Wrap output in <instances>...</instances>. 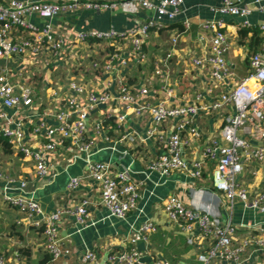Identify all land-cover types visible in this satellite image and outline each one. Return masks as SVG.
Returning <instances> with one entry per match:
<instances>
[{
	"label": "built area",
	"instance_id": "obj_1",
	"mask_svg": "<svg viewBox=\"0 0 264 264\" xmlns=\"http://www.w3.org/2000/svg\"><path fill=\"white\" fill-rule=\"evenodd\" d=\"M182 4L183 0H124L119 4L124 14L148 13L149 21L128 33L111 28L60 35L51 23L55 18L81 7L100 11L111 5L97 0H0V134L33 165L37 177L50 180L57 170L55 161L65 153L74 162L82 159L85 176L73 178L69 189H79L86 180L94 182L102 204L112 216L125 220L138 208V182L129 170H118L90 156L101 139L115 142L130 154L144 137L128 126L129 120L142 123L148 119L151 127L145 131L146 138L164 146L149 170L164 176L187 173L200 180L210 166L213 186L224 199L239 200L264 213V188L251 199L252 192L243 180L249 162H264V42L251 55L247 75L235 84L236 74L227 60L231 49L227 24L223 19L209 20L201 24L197 38L205 42L204 32L210 33V47L205 54L192 56L188 90H182L185 73L169 83L165 68L170 55L157 63L155 74L163 82V98L156 104L146 102L151 93L149 80L136 87L128 84V75L148 60L145 46L151 31L174 22ZM255 4L264 12V3ZM216 11L222 16L246 17L252 8L222 0ZM32 15L38 16L42 25L30 22ZM242 27L252 26L245 22ZM184 28L189 30L190 23L185 22ZM260 30L264 34V26ZM179 38L180 33L174 36V44ZM54 77H64L66 83L52 80ZM205 94L211 97L209 101ZM204 116L221 121L206 143L198 124ZM108 118H114L115 124L108 123ZM17 181L0 170V188L7 203L25 214L34 227L43 228L45 249L53 261L69 258L73 251L60 236V224L71 215L84 225L90 217L91 201L83 198L72 209H59L40 218L38 202L8 196ZM27 185L20 181L21 189ZM164 211L187 244L201 250L195 254V264H250L252 254L264 255L262 230L254 233L248 227L246 235L238 236L239 228L220 220L215 208H188L173 195L164 201ZM157 232L156 223L145 222L130 237L129 248L109 251L104 261L97 251L87 249L81 252L79 264H145L150 238ZM258 255L255 260L264 264ZM150 257V264H171L162 256ZM0 264L23 263L0 255Z\"/></svg>",
	"mask_w": 264,
	"mask_h": 264
},
{
	"label": "crops",
	"instance_id": "obj_2",
	"mask_svg": "<svg viewBox=\"0 0 264 264\" xmlns=\"http://www.w3.org/2000/svg\"><path fill=\"white\" fill-rule=\"evenodd\" d=\"M11 2L14 0H1ZM41 1V0H20ZM52 1V0H44ZM100 3L111 5L100 11L89 10L83 7L71 14H65L51 21L55 30L60 35H72L75 31H108L111 28L119 32H130L139 28L143 22L149 21L150 14L140 13L135 16L124 14L119 4L124 0H97ZM156 2L157 0H152ZM240 6L248 5L252 13L246 17L222 16L217 13L222 0H183L181 11L177 19L160 31H151L150 39L145 46L148 60L128 75V84L132 87L140 85L141 81L149 80L151 93L146 102L156 104L163 98V82L156 76L157 63L166 60L168 67L165 72L169 75V83L186 74V81H182V87L188 84L189 89L191 75V58L194 54H205L210 47V33L204 32L205 42L198 40L200 26L206 21L223 19L227 24L226 30L230 37L231 49L227 60L231 64L236 76L233 82L236 84L240 78L247 75L250 69L251 52L249 41L253 35L250 32L248 39L241 43L239 28L248 22L259 35L264 37L260 26H264V12L256 1L264 3V0H233ZM156 18L157 16L154 15ZM33 24L40 26L42 20L35 15L28 17ZM188 22L191 28L186 31L184 23ZM180 33L178 43L174 44L173 38ZM203 34V33H202ZM128 45H124V48ZM260 47V46H259ZM250 55V56H249ZM234 74V75H235ZM188 76V78H187ZM52 80L65 84L66 78L54 77ZM189 80V81H187ZM150 83V84H149ZM232 86V85H231ZM138 88V87H137ZM230 87L227 86L226 89ZM224 90V87L223 89ZM205 101L211 97L207 94ZM193 97V93L190 95ZM204 132L203 143L207 142L208 135L221 126V121H215L212 117H203L198 122ZM128 126L142 134L143 141L138 142L139 149L133 154H126L124 147L101 139L90 158L96 161L111 163L116 169H127L132 178L140 187V199L138 208L131 212L125 220H119L112 216L110 211L102 204L100 192L92 181H85L76 190L69 189V182L76 177L85 176V162L82 159L74 162L72 157L65 153L56 161V173L47 179L36 176L33 165L25 161L16 151L13 154H5L0 151V170L10 174L18 181L7 191L8 196H22L35 200L40 204V218H45L59 209H72L83 198L91 201L89 208L90 217L84 225L78 224L73 216H66L60 224V236L65 244L71 247L73 253L69 258L53 261L45 249V237L41 230L34 227L25 214L10 206L0 188V255L8 260H15L23 264H79L81 252L94 249L104 261L111 250L121 251L129 248V239L137 233L145 222L152 221L157 224L158 232L150 238V254L143 259L145 264L151 263L150 256H162L171 264L187 262L195 264V254L199 248H193L187 244L186 237L180 230L170 224L164 211V201L169 196H178L188 208L216 209L220 220L231 222L237 226L238 236L248 233L249 227L254 231L264 232V213L245 207L239 200L228 202L222 194L213 186L212 167L204 170L203 178L194 179L190 174L176 172L170 176H164L156 171L148 169L152 159L163 150V145L155 139H148L145 131L151 127L148 119L142 123L139 120H129ZM245 185L252 192L251 199L264 188V162L252 160L246 166L243 177ZM20 181H27V187L21 189ZM141 250L144 245L139 244ZM18 255V257H17ZM252 254L250 264H258ZM260 261L264 255H258Z\"/></svg>",
	"mask_w": 264,
	"mask_h": 264
},
{
	"label": "trees",
	"instance_id": "obj_3",
	"mask_svg": "<svg viewBox=\"0 0 264 264\" xmlns=\"http://www.w3.org/2000/svg\"><path fill=\"white\" fill-rule=\"evenodd\" d=\"M250 32H253V35L249 41V49H250V52L252 54H254L259 50V48H260L259 46H261L262 43L264 42V37H261L259 35V32H260L259 30H255L254 28L241 27V28H239V37H240L241 43H244L248 39ZM249 64H250V62H249ZM186 87H188L187 82H186V85L182 87V90L184 91L186 89ZM108 123L114 125L115 119L114 118H108ZM113 137H115V136H113ZM138 149H139V147H136L134 149H130V153L133 154ZM0 151L5 153V154H13V152H14V150L12 149V145L10 144L9 140L1 134H0ZM18 155H20V154H18ZM38 229L41 230L43 233V228H38Z\"/></svg>",
	"mask_w": 264,
	"mask_h": 264
}]
</instances>
